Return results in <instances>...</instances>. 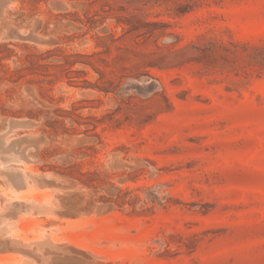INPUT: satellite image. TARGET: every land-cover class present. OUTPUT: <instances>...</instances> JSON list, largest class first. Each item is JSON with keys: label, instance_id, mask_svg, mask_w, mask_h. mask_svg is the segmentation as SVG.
Segmentation results:
<instances>
[{"label": "rangeland", "instance_id": "rangeland-1", "mask_svg": "<svg viewBox=\"0 0 264 264\" xmlns=\"http://www.w3.org/2000/svg\"><path fill=\"white\" fill-rule=\"evenodd\" d=\"M0 264H264V0H0Z\"/></svg>", "mask_w": 264, "mask_h": 264}, {"label": "trees", "instance_id": "trees-1", "mask_svg": "<svg viewBox=\"0 0 264 264\" xmlns=\"http://www.w3.org/2000/svg\"><path fill=\"white\" fill-rule=\"evenodd\" d=\"M160 22H156V21H152V22H146L145 24L143 25H134L132 26V28L130 30H133V29H139L140 27H143V26H155L157 24H159ZM145 34H151L153 35L155 32H154V27L150 28V29H147L145 32ZM166 61V58L165 56H162L160 57L158 60H155L154 62H151V65H155V66H159L161 67V63H164Z\"/></svg>", "mask_w": 264, "mask_h": 264}]
</instances>
